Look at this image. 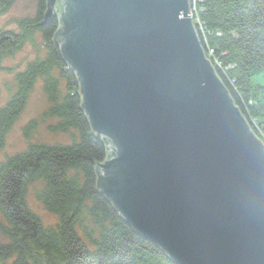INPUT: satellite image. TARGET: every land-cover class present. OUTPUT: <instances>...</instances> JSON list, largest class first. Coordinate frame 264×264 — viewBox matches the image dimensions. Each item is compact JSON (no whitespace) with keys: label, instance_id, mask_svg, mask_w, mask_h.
<instances>
[{"label":"water","instance_id":"95a60500","mask_svg":"<svg viewBox=\"0 0 264 264\" xmlns=\"http://www.w3.org/2000/svg\"><path fill=\"white\" fill-rule=\"evenodd\" d=\"M111 151L97 189L174 264H264V145L207 58L190 0H47Z\"/></svg>","mask_w":264,"mask_h":264},{"label":"trees","instance_id":"16d2710c","mask_svg":"<svg viewBox=\"0 0 264 264\" xmlns=\"http://www.w3.org/2000/svg\"><path fill=\"white\" fill-rule=\"evenodd\" d=\"M16 1L0 0V16ZM46 11L47 0H38L37 17L17 21L19 32L0 30V73L3 61L33 42L37 33L48 49L44 58L38 56L15 74L16 91L0 109V151L38 82L51 104L42 119L57 121L49 131L76 133L70 144L28 141L22 154L0 164V214L6 223L0 222V232L8 239L0 247V259L4 264H174L159 246L137 234L97 189L96 168L106 160L108 141L93 133L82 110L76 77L54 41L58 26L41 25ZM196 16L206 56L263 139L264 0H200ZM37 128L38 121H31L22 130L24 137ZM34 182H41V188L43 184L38 200L57 217L55 226L44 227L27 206V189Z\"/></svg>","mask_w":264,"mask_h":264},{"label":"rangeland","instance_id":"374dc122","mask_svg":"<svg viewBox=\"0 0 264 264\" xmlns=\"http://www.w3.org/2000/svg\"><path fill=\"white\" fill-rule=\"evenodd\" d=\"M38 13H39L38 12V0H17L14 3V5L6 13L0 16V30L7 31L13 28L16 30V27H18L16 24L17 21L26 19V18L34 20L37 17ZM191 18L193 22L195 20L194 24L196 25V29L199 32L200 29L198 30L199 27L196 24V22L199 23V21L197 19H194V13L193 14L191 13ZM47 24H49V26L56 24L58 26L57 27V30H58L60 22H59L58 14L56 12V8H55L54 19ZM44 25L45 24H43V26ZM57 30L55 31V33L57 32ZM56 42H57L56 47L58 48V50L61 51L60 43L58 41ZM47 50L48 49L43 42L42 35L40 33H37L35 35L33 42L27 43L23 47V49L20 50L18 53H16L12 57H9L3 61L2 64L5 70L2 73H0V109L5 107L8 100L11 99V97L16 91V88H15L16 85L14 83L15 74L17 72H22V70H24L25 67L29 63L34 61L38 56L41 58H44L47 54ZM211 54L213 56V53ZM207 58L210 60L209 56H207ZM7 71H10L11 73H8ZM70 73H72L73 76L76 77V80L78 82L76 73L74 71H71ZM55 75H57V73H55ZM77 84H78V88L80 91L79 82ZM50 107H51V104L49 102L47 95L44 93L43 84L42 82H38L36 86L34 87L33 91L30 93L28 103H27V106L24 112L21 114L20 118L15 123L10 133L7 135L6 144L4 148L0 151V164H2L3 162H5L7 159L11 157H14L17 154H20V153L22 154L28 148L29 143L31 142L32 143H43L47 145L72 143L73 140L71 138V134L73 137L74 133H76L74 130L70 131L71 133H67V134L51 133L49 131L48 128L52 124H56L57 122L56 119L55 120L54 119H51V120L42 119L43 113H45ZM33 120L38 121V128L35 131H32V133H30V135L26 139L24 137L22 130L23 128H25L24 126L26 124H29ZM249 127L251 128V130H253L250 124H249ZM262 137L263 139L260 137L258 138L264 145V135ZM28 141H31V142H28ZM76 141H78V138ZM110 153L111 151L107 150V157H109ZM40 183L41 182H34L28 186L27 193H26V203H27L28 208L36 216H38L42 224L45 227H50L52 225L57 224L58 219L54 215L48 213L44 209L42 203L38 200L37 193L40 189H43V184L41 188ZM0 222L3 224H6L5 221H3L1 214H0ZM90 231H94V227L90 226ZM7 243H8L7 238L2 233H0V247ZM2 262L4 264L3 259H2Z\"/></svg>","mask_w":264,"mask_h":264},{"label":"built area","instance_id":"2783aa9c","mask_svg":"<svg viewBox=\"0 0 264 264\" xmlns=\"http://www.w3.org/2000/svg\"><path fill=\"white\" fill-rule=\"evenodd\" d=\"M200 0H190V5H191V13L193 14L194 13V19H197V16H196V3L199 2ZM199 21V20H198ZM195 22V20H194ZM197 26L200 28V21L199 23L196 22Z\"/></svg>","mask_w":264,"mask_h":264}]
</instances>
